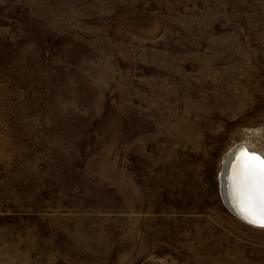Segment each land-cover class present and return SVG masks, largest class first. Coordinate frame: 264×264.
I'll return each instance as SVG.
<instances>
[{"label":"rangeland","instance_id":"rangeland-1","mask_svg":"<svg viewBox=\"0 0 264 264\" xmlns=\"http://www.w3.org/2000/svg\"><path fill=\"white\" fill-rule=\"evenodd\" d=\"M264 152V0H0V264H264L219 173Z\"/></svg>","mask_w":264,"mask_h":264},{"label":"snow or ice","instance_id":"snow-or-ice-1","mask_svg":"<svg viewBox=\"0 0 264 264\" xmlns=\"http://www.w3.org/2000/svg\"><path fill=\"white\" fill-rule=\"evenodd\" d=\"M241 213L251 224L264 228V157L242 152Z\"/></svg>","mask_w":264,"mask_h":264},{"label":"water","instance_id":"water-1","mask_svg":"<svg viewBox=\"0 0 264 264\" xmlns=\"http://www.w3.org/2000/svg\"><path fill=\"white\" fill-rule=\"evenodd\" d=\"M247 152L249 154L255 153L260 157H264V152H259L257 150H253L250 148L246 143L240 142L235 144L233 147L230 148L228 151L227 157L225 158L221 171L219 173V184H220V191L223 198V201L229 211H231L235 216L243 220L244 222L257 226L255 224L249 223L241 213V196L239 192V196H237V185L240 190L242 177L240 181L235 180V176H239L242 171V152ZM238 174L235 175L236 172ZM235 172V173H234ZM237 181V182H236ZM259 227V226H257Z\"/></svg>","mask_w":264,"mask_h":264},{"label":"bare ground","instance_id":"bare-ground-1","mask_svg":"<svg viewBox=\"0 0 264 264\" xmlns=\"http://www.w3.org/2000/svg\"><path fill=\"white\" fill-rule=\"evenodd\" d=\"M253 150H254V149H253ZM235 172H236V171H235ZM235 172H234V173H235ZM236 174H238V172H236L235 175H236ZM240 179H241V174H240L238 177L235 176V180H237V181L239 180V181H240ZM237 181H236V182H237ZM236 188H237V196H239V192H240V190H238V189H239L238 185H237Z\"/></svg>","mask_w":264,"mask_h":264}]
</instances>
